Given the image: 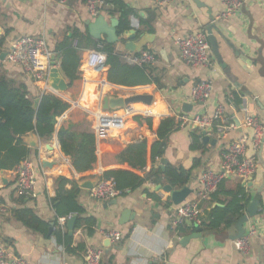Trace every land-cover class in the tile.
<instances>
[{
  "label": "crops",
  "instance_id": "0c3cea01",
  "mask_svg": "<svg viewBox=\"0 0 264 264\" xmlns=\"http://www.w3.org/2000/svg\"><path fill=\"white\" fill-rule=\"evenodd\" d=\"M87 1L0 0V35L10 31L7 37L8 49L0 52V55L8 52L15 40L23 35L43 37L52 54H56V46L67 39L72 40V45L77 39L80 47L79 39L73 35L77 31L88 33L85 21L91 16ZM123 1L134 10L131 28L137 31L136 39L140 35H148L149 42L143 49L155 53L156 63L136 65L128 62L123 58V54L128 51L125 50L122 40L115 43L114 47L125 64L142 67L150 83H135L136 85L129 86L109 82L107 64L100 71L85 65L89 51L97 49L84 47L85 41L79 48V71L83 77V85L77 100H74L68 91L60 93L45 89L42 82L34 81L21 66L8 60L7 56L0 57V77L5 75L16 84L28 85L35 95L44 91L57 93L71 103L72 107H80L86 113V122L75 128L77 132H94L95 113L104 111L101 108L104 95H153L150 105L133 103L136 108L137 105H146L154 112L152 127L148 125L145 117L138 120V115H134L122 129L106 131L102 139L97 138L99 142L111 143L117 140L127 145L144 138L155 140L156 130L163 118L174 117L177 121L179 113H187L190 117L197 114L213 116L219 107L224 108V121L233 123L235 127L225 135H218L212 129L207 132L206 139L201 135L203 129L197 127L194 122H189L184 128L177 127L168 136L164 155L154 164L149 160L148 167L142 170L143 174H147L151 168H161L163 159L166 160V164L163 163L165 167L171 164L192 169L191 180L185 185L191 191L182 203L174 204L171 192L156 190L154 188L157 183L146 181L139 188L119 195L116 205L106 207L104 205L109 201H96L91 198L90 189L81 187L86 179L80 180L81 174L75 170L71 158L62 151L57 130L50 139L40 138L34 132L28 133L25 137L30 150L27 159L31 160L38 170L36 193L33 197H25L17 189L13 170L0 172V199L8 207L5 220L4 214L0 215V238H6L7 246L14 253L26 258L29 264H85L83 252L88 246L103 249L105 264H264V190L261 193L258 214L249 217L245 223L246 231L252 227L257 231L250 238V250L247 254L236 249L234 240L230 237L237 231L235 225L212 232L203 229L202 236L192 238L185 244L182 239L196 232V229L186 224L182 227L183 231H180L181 228L173 225L174 213L180 205L198 201L200 174L205 170H219L223 153L239 138H248L247 133L239 131L237 121L245 127L247 117H253L261 124L264 132V0L247 1L241 14L223 19L217 18L223 11L221 0H200V4L193 0H175L170 6H158L151 0ZM112 9L113 6L106 4L102 14L107 18H119V14L110 15L109 11ZM146 21L149 23H145ZM214 23L216 27L213 32L218 39L222 61L216 58L211 49L210 66L194 67L186 64L174 37L199 30L207 32L208 27ZM100 40L107 41L106 36ZM229 43L235 47L237 53ZM56 61L59 62L57 54ZM60 70L65 77L61 68ZM134 80L138 79L134 77ZM203 80L212 82L213 91L211 97L200 104L192 100L191 93L194 85ZM232 96L233 103L229 100ZM75 102L78 104L75 105ZM184 103L193 104L191 112L183 110ZM66 117L67 113L59 118L57 128ZM98 153L100 154V150ZM43 160L51 162L52 165L45 167ZM120 167L122 165L104 168L99 160L95 169L85 174L94 175L88 179L95 181L106 169ZM59 176L79 181L81 191L78 202L89 216L96 218L93 234L89 233L88 228H76L73 234V251L67 250L55 234L57 229L68 233L67 221L63 228L58 225V200L56 203L52 202L57 196L56 179ZM263 176L264 169L259 165L252 186L244 185L245 179L239 176L227 177L215 196L198 201L203 215L206 216L218 204L224 207L231 200L229 193L244 189L252 200L257 195V188ZM185 186L175 187L173 190H181ZM28 208L48 224L47 234L27 226L23 220L14 218V210L22 211ZM125 208L131 209L135 217L130 222L119 225L118 220ZM102 229H119L123 232V238L120 241H112V244L106 247L103 244L106 237L100 233ZM79 246L83 248L80 249Z\"/></svg>",
  "mask_w": 264,
  "mask_h": 264
},
{
  "label": "trees",
  "instance_id": "16d2710c",
  "mask_svg": "<svg viewBox=\"0 0 264 264\" xmlns=\"http://www.w3.org/2000/svg\"><path fill=\"white\" fill-rule=\"evenodd\" d=\"M106 4L113 6L110 15L119 14L120 24L118 34L131 28V16L134 10L126 5L123 0H105ZM149 23V22H145ZM9 30L0 35V52L7 50V37ZM73 37L82 42L84 47L99 48L107 55L106 64L108 80L113 84L133 86L136 84L150 83V79L140 66L131 67L122 61L121 55L116 52L114 44L105 40H94L88 33L77 31ZM72 40L67 39L58 44L54 51L59 58L60 68L68 82V92L74 100H77L82 91L83 77L79 71L81 56L79 48L72 45ZM134 77L138 80H134ZM136 83V84H135ZM39 99L38 106H35ZM67 113V117L58 126L59 118ZM142 116H138L140 120ZM152 127L153 117L144 118ZM86 122V113L80 107H72L71 103L62 96L51 91H44L38 95L33 94L28 85L16 84L7 76L0 77V170H14L21 162L28 158V149L25 137L34 132L40 138L50 139L57 130L58 140L62 151L71 158L75 170L81 174L80 180H85L94 175L85 174L95 169L99 160L104 168L113 165H122L120 168L106 169L99 178H114L116 188L120 195H125L130 190H135L146 181L157 184H170L173 188L183 187L191 180L192 169L183 166L167 165L165 169L151 168L147 174L142 173L146 169L149 160L154 164L164 153L168 144L169 134L179 127L174 117L163 118L156 130L157 139L144 138L137 142L123 145L120 141L111 143L99 142L95 133L91 131L77 132L75 128ZM100 150V154L98 153ZM197 163V162H196ZM222 184V183H221ZM57 196L53 199L60 217L77 214L76 228H88L93 234L96 218L89 216L86 210L79 204L78 196L81 191L78 180L59 176L56 179ZM219 189V188H218ZM243 189L237 193H229L231 200L224 206H215L204 216L203 229L212 232L221 228L234 226L246 211L250 203V195ZM212 193L211 196H215ZM14 218L23 220L24 223L43 234L48 233V224L39 218L32 209L22 211L14 210ZM6 216L3 215L5 220ZM185 225L178 226L183 231ZM179 230V229H178ZM55 234L60 243L67 250H75L72 247L73 236L57 229ZM0 242L7 245L6 238H0ZM80 249L83 247L79 246Z\"/></svg>",
  "mask_w": 264,
  "mask_h": 264
},
{
  "label": "built area",
  "instance_id": "2783aa9c",
  "mask_svg": "<svg viewBox=\"0 0 264 264\" xmlns=\"http://www.w3.org/2000/svg\"><path fill=\"white\" fill-rule=\"evenodd\" d=\"M158 6L173 5L175 0H151ZM251 0H221L223 11L217 17L226 18L230 15L241 14L244 3ZM87 9L91 17H97L103 13L106 6L105 0H88ZM174 42L180 51L184 62L194 67H206L212 64L211 45L208 33L205 30L177 35ZM73 46L78 48V40H74ZM102 45H99L101 48ZM99 48L89 51L85 59L87 67L103 70L106 67L107 55ZM52 51L48 49L46 40L43 37L34 35H23L12 44L7 52V59L22 67V69L36 82H42L45 89H50L48 84V72L52 66L50 57ZM128 62L136 65H152L156 63V55L152 50L143 49L140 53L126 52L123 54ZM59 66V62L56 64ZM213 84L210 80H203L195 84L191 93L194 102L206 101L211 97ZM234 97H230L233 103ZM134 115L150 117L154 115L151 109L136 108L133 104L116 110L99 111L95 113L94 132L100 140L108 130L122 129L127 120ZM179 127L184 128L189 122H194L200 129L212 127L218 135H225L234 128L233 123L224 121V108L219 107L213 116L207 114H197L190 117L187 113L177 115ZM246 126L255 128V146L260 147L262 143L263 128L253 117H247ZM246 136L234 142L231 147L222 155V164L219 170H205L199 178L198 201L210 199L212 193L218 190L221 183L229 176H239L245 180L256 176L259 164L254 158H248ZM18 191L25 197H33L36 193L38 170L35 164L25 159L13 170ZM120 191L116 188L114 178H99L94 187L90 189L92 199L100 202H108L117 198ZM198 201L186 202L180 205L175 211L173 225L175 227L186 225L188 221L202 226L204 219L203 210ZM260 210V209H259ZM8 207L0 199V215H6ZM76 213H70L59 217L58 225L63 228L71 217ZM256 228L252 227L245 234L234 240L236 249L244 254L250 250V238L256 234ZM100 233L112 241H120L123 232L119 229H102ZM103 249L97 246H88L83 252L85 264H105L103 262ZM0 264H29L23 256L14 253L6 244L0 242ZM241 264V263H239Z\"/></svg>",
  "mask_w": 264,
  "mask_h": 264
},
{
  "label": "water",
  "instance_id": "95a60500",
  "mask_svg": "<svg viewBox=\"0 0 264 264\" xmlns=\"http://www.w3.org/2000/svg\"><path fill=\"white\" fill-rule=\"evenodd\" d=\"M196 3L200 4V0H193ZM85 24L87 26V30L89 35L96 39L100 40L104 35L106 36V40L111 43L115 44L118 43L120 40L123 41L125 50L132 53H140L143 48L146 46V44L149 42L148 35H140L139 38L136 39L137 31L134 28L127 29L121 34H118V26L120 24V20L117 17H110L107 18L106 15L100 14L97 17H91L85 21ZM216 27V24L208 27V39L211 45V49L213 54L216 56V58L219 61H222V56L219 51V43L216 35L213 32V28ZM71 36V34H69ZM230 47L233 49L235 53H237V50L235 47L230 44ZM7 56V52L1 53L0 57L4 58ZM52 66L49 69L48 72V84L50 90L64 93L68 91V82L66 81L65 77L62 75L60 67L57 66L56 61V54H52L50 57ZM153 100L152 94L147 93H139L134 94L129 97L124 96H114V95H104L102 97V110H116L120 108H124L127 105L136 103V102H142L144 104L150 105ZM39 103V99H36L35 106L37 107ZM200 104H203V101H199ZM260 103V102H259ZM78 103L75 102V105ZM193 109V104L191 103H184L183 110L185 112H191ZM237 126L239 131H244L248 134V140H247V152L246 155L248 158H255L258 164L264 169V132L262 134V143L259 148L255 146L254 139L256 136L255 128L251 126H243L240 121H237ZM213 128L208 127L206 129L202 130L201 135H203V138H207V132L211 131ZM43 165L45 167L52 165L51 162H48L47 160L42 161ZM166 160H162V164L160 165L161 168H165ZM0 172H3V170H0ZM230 177V176H229ZM98 180V179H97ZM97 180L92 181L89 179H86L81 184L82 188L85 189H91L94 187L97 183ZM244 185L248 184V186H252L254 183V178H250L247 180H244ZM154 189L156 190H164L166 192L172 193V200L174 204H180L182 203L190 193L191 189L188 186H185L181 190H173V187L170 184H158ZM264 190V176L261 181V184L257 188V195L250 201L246 208V212L240 217V219L235 224V227L237 229L236 233L232 234L230 237L231 239L235 240L238 238H241L246 230H245V223L248 221L249 217H254L258 214L260 209V203H261V193ZM118 202V199H112L108 203H106L104 206L108 205H116ZM217 206H223L222 204H218ZM135 217V213L129 209L125 208L120 215V218L118 220L119 225H124L131 220H133ZM77 216L71 217L67 221V229H68V235L73 236L75 230H76V222H77ZM189 227H193L196 229V232L184 237L182 239V243L185 244L190 239L195 237L202 236L203 232V226H199L196 224H193L191 221L187 222ZM54 225V223H52ZM103 244L106 247H109L112 244L111 238H105L103 240Z\"/></svg>",
  "mask_w": 264,
  "mask_h": 264
},
{
  "label": "rangeland",
  "instance_id": "374dc122",
  "mask_svg": "<svg viewBox=\"0 0 264 264\" xmlns=\"http://www.w3.org/2000/svg\"><path fill=\"white\" fill-rule=\"evenodd\" d=\"M137 108H140V109H148V107L146 105H137Z\"/></svg>",
  "mask_w": 264,
  "mask_h": 264
}]
</instances>
